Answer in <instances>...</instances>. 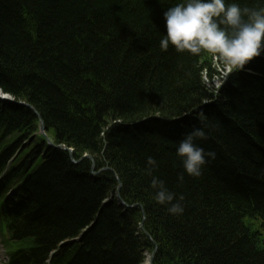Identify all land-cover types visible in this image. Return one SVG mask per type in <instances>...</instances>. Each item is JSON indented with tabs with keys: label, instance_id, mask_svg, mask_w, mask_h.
Listing matches in <instances>:
<instances>
[{
	"label": "trees",
	"instance_id": "16d2710c",
	"mask_svg": "<svg viewBox=\"0 0 264 264\" xmlns=\"http://www.w3.org/2000/svg\"><path fill=\"white\" fill-rule=\"evenodd\" d=\"M180 2L0 0V91L26 104L0 102V177L21 150L0 181L10 264H264V54L214 90L211 54L160 48ZM194 128L215 153L195 178L176 155Z\"/></svg>",
	"mask_w": 264,
	"mask_h": 264
},
{
	"label": "clouds",
	"instance_id": "9594fccd",
	"mask_svg": "<svg viewBox=\"0 0 264 264\" xmlns=\"http://www.w3.org/2000/svg\"><path fill=\"white\" fill-rule=\"evenodd\" d=\"M163 19L166 34L160 40L162 51L172 46L178 53L211 54L223 66L225 78L264 54V7L241 8L238 3H226V0H182L168 8ZM207 138L203 128H194L180 141L176 155L188 176L200 177L209 159L215 158L214 152H205L197 144V140ZM147 164L151 175L156 161L149 157ZM178 179L182 181L183 175ZM151 187L156 202L167 206L169 214L183 213L182 196L177 198L155 176Z\"/></svg>",
	"mask_w": 264,
	"mask_h": 264
},
{
	"label": "rangeland",
	"instance_id": "374dc122",
	"mask_svg": "<svg viewBox=\"0 0 264 264\" xmlns=\"http://www.w3.org/2000/svg\"><path fill=\"white\" fill-rule=\"evenodd\" d=\"M218 65H219V63H218ZM219 66H220V65H219ZM218 72H219V74H220V77L216 76V77H218V79H217V80L214 79L212 82H209V83H208V86H210V87H214V84H216V85H218V87H220V86L222 85L223 79H225V77H224V75H223L224 69H223L222 66L218 67ZM215 80H216V81H215ZM218 80H220V81H218ZM214 81H215L216 83H215ZM224 81H225V80H224ZM15 140H16V138H14V137L8 139L10 145H12L13 142L15 143ZM10 145H9V146H10ZM5 260H6V255H5V251H4V249H3V246H2V244H1V240H0V261H4V262H5ZM146 264H148V262H146Z\"/></svg>",
	"mask_w": 264,
	"mask_h": 264
},
{
	"label": "water",
	"instance_id": "95a60500",
	"mask_svg": "<svg viewBox=\"0 0 264 264\" xmlns=\"http://www.w3.org/2000/svg\"><path fill=\"white\" fill-rule=\"evenodd\" d=\"M38 115V114H37ZM39 116V115H38ZM40 117V116H39ZM40 119H41V117H40ZM41 130V133H42V135H45V127H44V125H43V123L41 124V128H40ZM86 158H90V157H88V156H86ZM120 188L121 187H119V189H118V191H117V196H118V198H120ZM141 228H143V224L140 226ZM152 264V263H151Z\"/></svg>",
	"mask_w": 264,
	"mask_h": 264
},
{
	"label": "bare ground",
	"instance_id": "6f19581e",
	"mask_svg": "<svg viewBox=\"0 0 264 264\" xmlns=\"http://www.w3.org/2000/svg\"><path fill=\"white\" fill-rule=\"evenodd\" d=\"M230 74H232V73H230Z\"/></svg>",
	"mask_w": 264,
	"mask_h": 264
}]
</instances>
